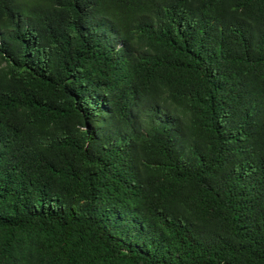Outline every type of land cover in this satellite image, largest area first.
<instances>
[{
  "label": "trees",
  "instance_id": "16d2710c",
  "mask_svg": "<svg viewBox=\"0 0 264 264\" xmlns=\"http://www.w3.org/2000/svg\"><path fill=\"white\" fill-rule=\"evenodd\" d=\"M0 264H264V0H0Z\"/></svg>",
  "mask_w": 264,
  "mask_h": 264
}]
</instances>
